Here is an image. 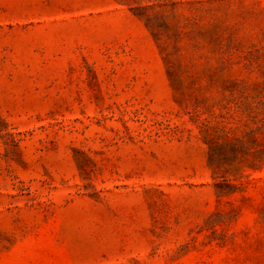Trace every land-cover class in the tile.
<instances>
[{
	"label": "rangeland",
	"instance_id": "374dc122",
	"mask_svg": "<svg viewBox=\"0 0 264 264\" xmlns=\"http://www.w3.org/2000/svg\"><path fill=\"white\" fill-rule=\"evenodd\" d=\"M0 264H264V0H0Z\"/></svg>",
	"mask_w": 264,
	"mask_h": 264
}]
</instances>
